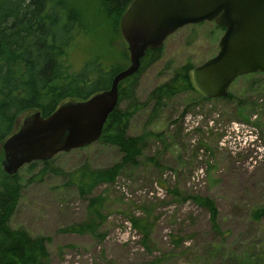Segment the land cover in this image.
<instances>
[{
	"label": "rangeland",
	"instance_id": "374dc122",
	"mask_svg": "<svg viewBox=\"0 0 264 264\" xmlns=\"http://www.w3.org/2000/svg\"><path fill=\"white\" fill-rule=\"evenodd\" d=\"M78 2L88 12L96 2L99 7V0ZM87 21L88 26L95 24ZM92 28L63 56L68 71L78 70L97 52L103 63L127 62L117 26ZM222 32L214 22L180 28L164 40L158 60L139 74V108L129 119L127 134L149 133L146 146L137 167L124 168L112 183L95 189L93 195L104 197L98 235L70 230L89 215L88 201L79 196L69 175L83 164L102 168L118 162L121 154L115 146L95 141L55 155L44 171L40 163L32 170L27 165L19 169V194L7 224L47 238L45 264H141L153 259L158 264H211L208 255L214 260L218 255L212 264H246L242 252L264 249V220L252 218L254 209L264 205V75L236 78L229 87L234 104L201 103L198 93L182 92L150 118V91L179 66H196L215 54ZM103 43L107 45L96 48ZM234 105L239 108L235 118ZM29 113L18 116L16 127ZM3 173L0 165V183ZM193 194L215 200L220 233L213 232L208 213L194 204ZM130 216L150 224L146 246L141 232L130 225ZM178 237L184 238L175 244Z\"/></svg>",
	"mask_w": 264,
	"mask_h": 264
},
{
	"label": "trees",
	"instance_id": "16d2710c",
	"mask_svg": "<svg viewBox=\"0 0 264 264\" xmlns=\"http://www.w3.org/2000/svg\"><path fill=\"white\" fill-rule=\"evenodd\" d=\"M131 1L99 0V7L96 2V8L88 12L78 0H0V142L15 131L20 114L38 110L42 116H47L61 103L84 100L93 93L110 87L114 74L128 65L127 53V62L108 64L103 63L101 54L94 53L74 71H68L65 67L68 65L64 64L63 56L67 55L68 49L83 34L93 32L92 26H102L104 30L117 26L119 31L120 17ZM87 19L95 20V24L88 26ZM103 44L104 46L98 45L96 48L102 49L107 45ZM160 54L161 47L147 49L140 59L138 70L118 84L117 104L108 114L97 141L115 146L121 154L120 160L102 168H89L87 164H83L69 175V182L75 185L79 196H84L88 201L86 209L89 215L84 223L70 228L73 232L99 234L98 225L104 219L101 213L104 197L93 195L95 189L101 184L112 183L124 168H134L140 163L149 133L128 135L129 119L139 108L135 93L139 74L158 60ZM193 67L190 62L179 66L172 70L167 81L150 91L148 99L153 102L151 119L165 102L182 92L198 93L190 78ZM198 94L201 103L218 100L234 104L236 99L230 92L214 99H206ZM235 107L236 105L232 107L233 118L236 116ZM236 112L238 115L239 108ZM147 159L155 163L153 157ZM49 161L31 162L27 167L32 170L40 163L44 171ZM16 184L18 185L16 174L8 176L3 173L0 183V264H45L49 256L47 238L31 236L23 229H11L7 224L19 194ZM160 186L169 193L176 194V191L172 192L161 184ZM190 197L196 206L208 213L213 232L220 233L219 211L215 200L201 194ZM252 218L255 222L264 220V205L254 209ZM129 223L141 232L142 244L146 246L150 224L145 218L133 216H130ZM183 238H174L173 242L178 244ZM241 255L247 259L246 264H264V249L242 252ZM217 256H214L215 260ZM207 257L215 262L213 256ZM212 261L209 262L212 264ZM141 264H158V260ZM206 264H209L208 260Z\"/></svg>",
	"mask_w": 264,
	"mask_h": 264
},
{
	"label": "water",
	"instance_id": "95a60500",
	"mask_svg": "<svg viewBox=\"0 0 264 264\" xmlns=\"http://www.w3.org/2000/svg\"><path fill=\"white\" fill-rule=\"evenodd\" d=\"M206 21L223 32L215 54L190 71L200 94L224 97L237 77L264 74V0H132L119 21L129 64L114 74L108 89L61 103L47 116L38 110L24 116L1 144L2 171L12 176L31 162L97 141L117 104L119 82L138 70L145 51L184 26Z\"/></svg>",
	"mask_w": 264,
	"mask_h": 264
},
{
	"label": "bare ground",
	"instance_id": "6f19581e",
	"mask_svg": "<svg viewBox=\"0 0 264 264\" xmlns=\"http://www.w3.org/2000/svg\"><path fill=\"white\" fill-rule=\"evenodd\" d=\"M119 33H120V28H119ZM120 36H121V34H120ZM121 38H122V36H121ZM79 101H82V100H79ZM54 110H55V109H54ZM54 110H53V111H54Z\"/></svg>",
	"mask_w": 264,
	"mask_h": 264
}]
</instances>
